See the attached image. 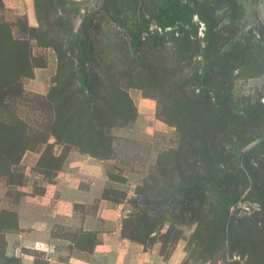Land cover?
Instances as JSON below:
<instances>
[{
    "label": "rangeland",
    "instance_id": "374dc122",
    "mask_svg": "<svg viewBox=\"0 0 264 264\" xmlns=\"http://www.w3.org/2000/svg\"><path fill=\"white\" fill-rule=\"evenodd\" d=\"M0 264H264V0H0Z\"/></svg>",
    "mask_w": 264,
    "mask_h": 264
},
{
    "label": "trees",
    "instance_id": "16d2710c",
    "mask_svg": "<svg viewBox=\"0 0 264 264\" xmlns=\"http://www.w3.org/2000/svg\"><path fill=\"white\" fill-rule=\"evenodd\" d=\"M10 91H11V89H8V90L5 92V94H6V93H8V94H9V93H10Z\"/></svg>",
    "mask_w": 264,
    "mask_h": 264
}]
</instances>
